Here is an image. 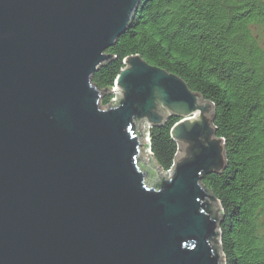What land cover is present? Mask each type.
<instances>
[{
    "label": "water",
    "instance_id": "95a60500",
    "mask_svg": "<svg viewBox=\"0 0 264 264\" xmlns=\"http://www.w3.org/2000/svg\"><path fill=\"white\" fill-rule=\"evenodd\" d=\"M141 1L0 0V264H224L200 182L225 167L212 103L139 55L92 82ZM170 118L163 172L148 130Z\"/></svg>",
    "mask_w": 264,
    "mask_h": 264
},
{
    "label": "trees",
    "instance_id": "16d2710c",
    "mask_svg": "<svg viewBox=\"0 0 264 264\" xmlns=\"http://www.w3.org/2000/svg\"><path fill=\"white\" fill-rule=\"evenodd\" d=\"M106 53L111 58L92 76L99 89L114 87L123 60L139 55L212 103L225 167L200 182L219 204L224 264H264V0H143ZM175 122L148 130L163 172L177 154Z\"/></svg>",
    "mask_w": 264,
    "mask_h": 264
},
{
    "label": "rangeland",
    "instance_id": "374dc122",
    "mask_svg": "<svg viewBox=\"0 0 264 264\" xmlns=\"http://www.w3.org/2000/svg\"><path fill=\"white\" fill-rule=\"evenodd\" d=\"M104 98L110 99V100L111 99H114L115 98V93L114 92H111V93H108V94L104 95L103 97H101V101ZM114 103H116V102L115 101H111L110 102V104H114ZM101 105H102V107H101L102 109H104V106H106V105L102 104V102H101ZM194 120H196V119H194ZM135 124H136V132H138L139 134H142L143 133L142 128L138 125V123H135ZM140 143H141L140 144V154H139L140 161L142 163H144V164L149 163V166H150L151 169H153V170L156 169V166L153 165L152 162H149V159H148L149 157L147 156L148 155V152L145 151L146 150V147L145 146H142L143 144H145V139H143V138L140 137ZM157 175H158V177L155 174L152 175L151 176V179H149L150 177L147 176L148 186H151V185L156 184L160 180V178L165 177V174L164 173H160V170L159 169H157Z\"/></svg>",
    "mask_w": 264,
    "mask_h": 264
},
{
    "label": "bare ground",
    "instance_id": "6f19581e",
    "mask_svg": "<svg viewBox=\"0 0 264 264\" xmlns=\"http://www.w3.org/2000/svg\"><path fill=\"white\" fill-rule=\"evenodd\" d=\"M197 120V119H196Z\"/></svg>",
    "mask_w": 264,
    "mask_h": 264
}]
</instances>
